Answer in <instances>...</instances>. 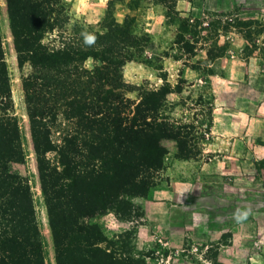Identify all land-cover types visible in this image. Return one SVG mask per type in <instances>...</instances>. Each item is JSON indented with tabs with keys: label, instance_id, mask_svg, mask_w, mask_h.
I'll use <instances>...</instances> for the list:
<instances>
[{
	"label": "rangeland",
	"instance_id": "obj_1",
	"mask_svg": "<svg viewBox=\"0 0 264 264\" xmlns=\"http://www.w3.org/2000/svg\"><path fill=\"white\" fill-rule=\"evenodd\" d=\"M63 2L66 21L46 36L45 44L72 41L83 50L124 55V81L138 89H157L164 80L172 89L177 87L179 91L166 97L164 115L193 127V159L177 160L175 143L159 142L166 152L163 180L149 197L133 199L135 213L129 221L114 213L93 221L108 236L134 229V250L144 255L146 264H264V43L254 32L264 27V0H177L176 10L189 22L184 35L189 47L177 43V25L165 18L163 6L155 0ZM108 11L112 16L107 17ZM128 17L134 18L128 36H116L106 28V22L121 25ZM83 33L94 34L95 43L85 44ZM0 34L12 114L27 155L25 163L13 169L28 180L46 264H54L22 91V78L30 68L17 65L5 0H0ZM97 63L88 58L84 65L91 69ZM184 68L192 69L199 80L186 79ZM235 70L245 81L239 80L238 88L234 78L229 80L237 77ZM137 93L127 97L136 99ZM232 105L258 121L251 136L248 132L222 142L211 134L212 114L216 106ZM243 213L246 218L237 221Z\"/></svg>",
	"mask_w": 264,
	"mask_h": 264
},
{
	"label": "trees",
	"instance_id": "obj_2",
	"mask_svg": "<svg viewBox=\"0 0 264 264\" xmlns=\"http://www.w3.org/2000/svg\"><path fill=\"white\" fill-rule=\"evenodd\" d=\"M176 2L155 0L177 25V43L189 47V22ZM5 4L17 65L30 68L22 91L54 264H146L134 250V229L108 236L93 220L108 213L121 221L133 217V199L149 197L163 180L166 152L159 142H174L177 160L195 157L193 127L164 115L167 95L179 89L166 80L152 90L126 83L128 59L110 50H83L72 41L45 44L66 21L63 0ZM133 21L106 22V28L128 36ZM254 32L264 43V27ZM88 58L98 62L91 69L84 65ZM133 91L136 99L127 97ZM12 110L0 34V264H46L30 185L13 169L27 155Z\"/></svg>",
	"mask_w": 264,
	"mask_h": 264
},
{
	"label": "crops",
	"instance_id": "obj_3",
	"mask_svg": "<svg viewBox=\"0 0 264 264\" xmlns=\"http://www.w3.org/2000/svg\"><path fill=\"white\" fill-rule=\"evenodd\" d=\"M231 66L233 64L232 60L229 61ZM236 65V63H235ZM239 65H237L236 70H238ZM236 76L237 77H230L229 80H232L234 78V82H236L237 88L241 86L239 83L240 80V71H236ZM234 71V70H233ZM184 77L188 80L189 79H197V75L192 69L189 68H184L183 70ZM166 79V78H165ZM213 80V79H212ZM224 81L223 79H221ZM232 81V83H233ZM240 81L244 82V79L242 78ZM214 83L217 82V80L214 79ZM227 82V81H226ZM244 86V85H243ZM213 118V125H212V135L215 137V139L219 141H225L228 138H236V136H242L243 134L247 135L249 132V136L253 134V130L255 132L256 128V121H258L256 118L252 117L241 109H234L233 105L231 107H221V106H216L214 109V113L212 114ZM258 132V130H257Z\"/></svg>",
	"mask_w": 264,
	"mask_h": 264
},
{
	"label": "clouds",
	"instance_id": "obj_4",
	"mask_svg": "<svg viewBox=\"0 0 264 264\" xmlns=\"http://www.w3.org/2000/svg\"><path fill=\"white\" fill-rule=\"evenodd\" d=\"M83 39H84V43L87 45H92L95 43L96 40V36L92 33H83ZM247 213H243L242 216L238 215L236 216L237 221H239L242 218H246Z\"/></svg>",
	"mask_w": 264,
	"mask_h": 264
}]
</instances>
